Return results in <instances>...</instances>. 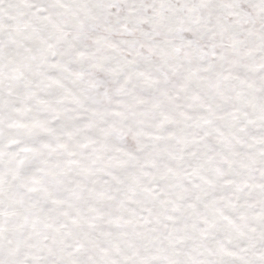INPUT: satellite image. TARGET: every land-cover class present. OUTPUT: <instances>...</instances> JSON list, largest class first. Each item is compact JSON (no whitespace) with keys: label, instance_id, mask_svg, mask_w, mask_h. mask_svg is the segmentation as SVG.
Returning <instances> with one entry per match:
<instances>
[{"label":"snow or ice","instance_id":"obj_1","mask_svg":"<svg viewBox=\"0 0 264 264\" xmlns=\"http://www.w3.org/2000/svg\"><path fill=\"white\" fill-rule=\"evenodd\" d=\"M0 264H264V0H0Z\"/></svg>","mask_w":264,"mask_h":264}]
</instances>
